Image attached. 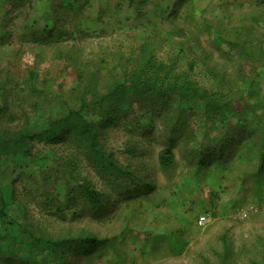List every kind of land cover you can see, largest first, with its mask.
<instances>
[{"label":"trees","instance_id":"obj_1","mask_svg":"<svg viewBox=\"0 0 264 264\" xmlns=\"http://www.w3.org/2000/svg\"><path fill=\"white\" fill-rule=\"evenodd\" d=\"M47 2L53 24L39 26V22L35 23L26 14L22 33L13 48L16 53L6 55L12 37L8 29L17 20L14 11L22 0H0V61L22 56L27 43H33L36 64H39L47 58L45 45L52 46L72 37L74 30L64 28L61 23L71 15L72 4ZM61 10L66 11L65 15H61ZM172 12H177V8ZM192 12L199 14L198 17L189 15L185 18L186 23L193 19L194 24L201 18L195 6ZM203 22L207 27H197V30L179 22L171 25L169 30L162 28L165 39L177 38V31L190 36L189 40L177 38L176 45L163 56L156 46L159 40L162 41L158 27L156 30L149 26L145 29L147 33H139V45L127 50L106 51L90 61L81 60L77 49L66 50L57 45L55 55L64 59L67 68L77 76L76 84L68 91L56 81L53 84L47 78L41 79L35 66L21 74L8 62L0 65V180L4 176L14 179L7 187L0 181V263L134 264L129 257L132 253L127 254L128 251L122 250L114 238L96 231L93 222L110 218L106 217L107 212L120 207L128 214L140 217L145 210L153 211L157 199L162 201L161 193L151 199L158 191L152 172L175 170L178 164L176 145L198 139L197 129L179 112L183 104H194L191 114L198 116L205 128L204 134L200 135L201 143L196 142L192 147L194 160L190 162L192 170L187 174L194 180L186 179L184 186L194 184L196 191L207 175L214 185L220 184L217 176L207 169L212 166L217 170L222 166L218 171L221 173L229 169L224 160L230 151L226 152L225 146L234 143L246 128L253 132L254 138L249 141L244 137L242 150L247 151L243 156L239 155V163L249 157L257 160L250 190L254 196L262 198L264 100L256 88L260 78L264 77V35L261 32L255 34L246 23L228 29L206 19ZM254 22L258 29L264 27L259 18ZM74 27L81 35L86 32L82 26L75 24ZM201 30L207 31L201 35L207 33L208 40L219 43L223 49L228 43L232 46L223 54L239 60L234 71L220 67L218 60H211L212 53L200 41L198 32ZM193 43L201 49H193ZM235 50L237 58L233 53ZM155 101L179 103L177 111L180 114L172 119L171 127L167 129L168 140L160 144L163 147L156 153L154 163L146 160L144 147L152 140L160 142L155 133L142 139L136 135L130 137L121 152L107 143L110 129L119 128L122 120L130 122L135 128L134 134L145 127L148 131L144 136L154 130V124L148 121L156 117V110L152 108ZM173 112H176L174 107L167 109L164 117L172 118ZM233 118L237 133L228 126L229 130L221 138H214L217 151H205L203 144L211 129L217 128L218 122L226 120L227 124ZM189 147L190 144L187 149ZM218 153L222 155L218 156ZM151 154L147 153V157ZM233 175L240 179L237 174ZM18 180L24 182L20 199L15 191L8 192V188L14 189ZM241 182L245 180L241 179ZM213 184L209 201L201 195L193 200L189 196L192 225L201 216L195 208L217 199ZM175 234L176 238L171 237ZM185 234V230L180 229L170 235H155L156 241L150 245L151 254L159 251L160 238L169 240L165 247L167 252L182 254L189 243ZM143 236L147 237L146 234ZM260 241L263 247L257 246L258 256H248L251 264H264L263 236ZM229 251L222 258V264H229ZM110 253H114V260L107 259Z\"/></svg>","mask_w":264,"mask_h":264},{"label":"rangeland","instance_id":"obj_2","mask_svg":"<svg viewBox=\"0 0 264 264\" xmlns=\"http://www.w3.org/2000/svg\"><path fill=\"white\" fill-rule=\"evenodd\" d=\"M46 2L47 0H22V4L18 8H15L14 15L17 20H14V23L8 29L12 33V37L9 45L6 47V55H9V52L12 54L16 53L13 48L17 46V40L22 33V25L26 19V14L35 23L39 22V26L53 24L49 17L50 10L47 6L48 2ZM55 2L59 4L64 3V5L72 4L69 9L71 15L68 16V20L61 22L64 28L71 31L74 30L73 34H71L72 37L64 39L59 43H53L52 46L45 45L43 48L47 52V58L39 64H36V47L33 43H27L22 56L12 58L9 61L5 60V62L1 59L0 65L8 62V65H13L14 71H19L21 74H25L28 68L35 66L41 74V79L47 78L53 84L56 81L57 84L63 86L65 91L70 90L76 84L77 76L71 68H67L64 59L57 58L55 55L57 45H62L66 50L77 49L81 60L85 59L90 61L91 59L101 57L103 52L106 51L127 50L130 47L139 45V33H147L145 29L149 26L154 29L158 27V30H156L162 41L159 40L156 46L160 50V55L163 56L176 45L178 39H181V41L189 40L190 36L183 31H177L176 35L178 39L173 38L169 40V37L165 39V33L162 31V28L169 30L172 27L171 25L179 22V24L185 25L184 27L191 28L192 30H197V27L202 29L201 26L204 28L207 27V24L203 22L205 19L208 22L212 21L228 29H231L234 25L246 23L249 24L250 29L253 28L255 30V34L261 32L264 35V27L258 29L254 22L259 18L261 20L260 24L264 26V0H147L144 3L140 0H136L135 2H131V0H55ZM11 3L13 4V2ZM193 6L199 10L201 18H197L194 24L193 19L186 23L185 18L189 15H192V17H198L199 15L193 14ZM175 8H177V12H172ZM60 13L61 15H65L66 11L61 10ZM75 24L82 26L86 32L81 35L77 31V28L74 27ZM203 31L206 30L198 32L200 33L199 35ZM199 37L204 47L212 53L213 59L211 60H218L220 67L228 68L230 71L235 70L239 60H232L229 56L223 54L225 51L231 49L232 46L229 43L227 44V48L223 49L219 43L215 44L213 40H208L209 35L207 33ZM188 46L189 48L191 47L190 43ZM193 49L200 50L201 48L196 47L193 43ZM233 53L237 58V50ZM12 54H10V57ZM256 90L258 91L257 93H260L259 97L264 100V77L260 78ZM155 102L156 104H153L154 106L152 108L156 110V117L152 119L153 121L151 119L148 121L154 124V130H151L149 134L144 136V133L148 131V127H145L137 129L138 133L134 134L133 130L135 128L130 122L122 120L119 128L110 129L107 136V143L110 146L118 148L121 152L124 151L125 144L130 137L136 135L139 139H142L155 133V136L160 139V142L152 140V143H145L146 147H144L146 160L154 163L156 153L163 147L160 144L168 140L167 129L171 127L172 119L180 113L186 117V120L190 123L189 125L195 130L197 129L198 139L196 141H190L187 144L183 142V144L176 145L178 164L175 170H156L152 172L151 177L158 186V191L151 195V199L155 198V196L157 198L158 195L160 196V193L163 195L162 201L157 199V204L153 211L147 212L143 208V211L145 210L146 212L138 217L135 214H128L121 207L118 209H110L106 214V217L109 216L110 218L104 219L101 222L95 220L93 222L94 229L101 234H107L114 238L117 245L123 247L121 248L122 250L128 251L126 252L127 254L129 252L132 253L129 257H131L130 260L132 262L135 261L134 264H222V258L228 249H230L228 253L229 264H234V262L235 264H251L248 256H255L259 253L257 246L260 247L259 249L263 247L260 236H263L264 239V194L262 198L260 196L257 197L250 190L254 184L253 173L256 165H258L257 160H252V157H249L245 158V161L240 164L239 155L243 156L247 151L242 150L245 146L244 137H248L249 139H246L250 141L251 137L254 138L253 132L244 128L242 129V134L237 137L234 143H228L225 146L226 152L230 151V154L224 160L229 165L228 170H225L224 173L218 172L222 170V166L217 170L212 166L210 170L207 169L209 173H214V176H217L220 184L217 183L214 185L213 179L207 175L203 180L202 186L195 191L194 184L188 183L185 187L184 181L188 178L191 181L194 180L188 177L187 174L188 171L192 170L190 162L194 160L192 147L196 142L201 143L200 135L204 134L205 128L198 119V116L191 114L194 104L180 105L179 113L177 111L179 103L171 101ZM171 107H174L176 112H173L172 118H165L164 115L167 109L169 110ZM235 122V118L231 119V122L227 124H225L226 120L218 122L217 128L214 130L211 129L209 138L204 141L205 144H203V147L205 146V151L209 153L216 152L217 144L214 138H221L229 130L228 126L235 130ZM235 131L237 133V130ZM189 144L190 149H187ZM147 153H152L148 155L149 158L147 157ZM122 155L125 156L124 154ZM221 155L218 153V156ZM232 173L237 174L240 179H236ZM224 177L225 179H223ZM2 178L0 181L3 187L13 184L14 179H10L9 176ZM241 179H244L245 182H241ZM23 184L24 182L22 180H18L14 189L8 188V192L15 191L17 199H20L23 194ZM212 184L216 189L215 194L218 195L216 203L213 204L215 206L212 208L215 211L206 212V205L195 208L197 213H201V216L207 215L208 219L202 224L200 222L201 216L198 219L196 218L192 228L195 230L185 231V236L189 240L186 251H183L179 255L169 253L165 248L169 240L160 238L159 243H157L159 251L151 254L150 245L156 241L155 235H163L165 233L170 235L176 232L180 225L183 226L185 218L180 213L186 207L190 206L189 203H191V200L189 196L193 200L195 196L201 195V198L209 201ZM171 196L179 197L178 200L180 199L179 202L182 205L176 203V205H173L174 208L173 206L168 207L166 204L168 202L171 203L173 199ZM229 201L231 208L227 213L225 209L227 208L226 203ZM233 205L237 207L232 211ZM223 209L226 213H223ZM175 211H179L178 215L172 213ZM240 211L248 212L249 217L242 218L239 215ZM142 233L143 235L146 234L147 237L144 238ZM171 237L176 238L177 236L175 234ZM107 259L114 260V253H110Z\"/></svg>","mask_w":264,"mask_h":264},{"label":"crops","instance_id":"obj_3","mask_svg":"<svg viewBox=\"0 0 264 264\" xmlns=\"http://www.w3.org/2000/svg\"><path fill=\"white\" fill-rule=\"evenodd\" d=\"M211 191V190H210ZM171 195H172V193H171ZM211 193H210V195H209V197L211 198ZM213 197V196H212ZM171 198H173L172 199V201H171V203H167L166 205L168 206V207H172L173 205H176V203L177 204H180V205H182L181 204V202H179V200H178V198H176V197H173V196H171ZM182 203H184V201H182ZM215 204L216 203V199L215 200H212V202H210V203H208L207 205H206V212L208 211H215V210H213L212 208H213V206H215V205H213V204ZM230 204V201L228 202V203H226V206H227V208L225 209V210H227V213H228V210L231 208V206L229 205ZM167 207V208H168ZM189 207L190 206H188V207H186L185 209H184V211L182 212V213H180L181 214V216L183 217V218H185L184 219V221H183V226L182 225H180V227L179 228H177V231L178 230H180V229H182L183 231L185 230V231H187V230H194V229H192L193 228V225H192V220H193V216H192V211H189ZM237 207V206H236ZM236 207H234V205H233V207H232V211L234 210V208L236 209ZM173 208H174V206H173ZM169 209V208H168ZM225 210L223 209V213H226L225 212ZM205 212V213H206ZM250 212V211H249ZM172 213H174V214H177L178 215V213H179V211H175V212H172ZM179 218H180V216H179ZM179 218H176V219H179ZM188 218H190V220H188ZM190 221H192V222H190ZM185 224H186V227H185ZM194 224V223H193ZM189 225V226H188ZM191 226V227H190ZM178 227V226H177ZM183 227V228H182ZM186 240H188L187 238H186ZM188 242H189V240H188ZM188 245H189V243H188ZM188 245L186 246V248H185V251H186V249H187V247H188Z\"/></svg>","mask_w":264,"mask_h":264},{"label":"built area","instance_id":"obj_4","mask_svg":"<svg viewBox=\"0 0 264 264\" xmlns=\"http://www.w3.org/2000/svg\"><path fill=\"white\" fill-rule=\"evenodd\" d=\"M239 215L242 217V218H248V212H239ZM208 219V216L207 215H203L200 217V222L203 224L205 223V221H207Z\"/></svg>","mask_w":264,"mask_h":264}]
</instances>
